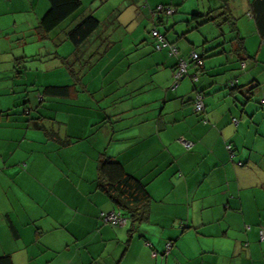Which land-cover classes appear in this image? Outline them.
<instances>
[{"label": "crops", "instance_id": "1", "mask_svg": "<svg viewBox=\"0 0 264 264\" xmlns=\"http://www.w3.org/2000/svg\"><path fill=\"white\" fill-rule=\"evenodd\" d=\"M98 1L111 3H91ZM125 1H136L137 13L150 18L158 5H173L175 23L188 24L175 37L167 34L181 56L202 54L221 35L224 52L205 58L198 83L187 77L173 88L177 57L158 51L151 32L136 40L140 22L129 30L120 18L128 6L119 16L96 14L101 25L83 47L80 74L83 103L90 96L98 103L97 123L78 128L59 118L70 111L61 108L68 98L45 95L35 104L47 86L70 85L59 50L68 34L40 28L48 0H0V257L14 264H264V119L239 90L257 80L253 93L264 101V37L253 0H208L203 14L228 1L238 28L229 40L211 32L214 22L193 29L186 0ZM88 12L92 6L75 21ZM3 19L10 22L2 26ZM236 36L250 57L238 55ZM22 78L34 89L25 93ZM195 87L205 93L202 113L194 109ZM28 99L37 112H25ZM37 117L72 142L62 145L35 128ZM103 153L146 184L151 199L143 219L134 221L100 188ZM111 211L127 223L103 222L101 214Z\"/></svg>", "mask_w": 264, "mask_h": 264}, {"label": "trees", "instance_id": "2", "mask_svg": "<svg viewBox=\"0 0 264 264\" xmlns=\"http://www.w3.org/2000/svg\"><path fill=\"white\" fill-rule=\"evenodd\" d=\"M49 2V9L44 14V16L40 20V28L43 33H49L56 29L61 23L66 21L69 18H76L79 13V11L82 8V0H48ZM219 9L210 10L208 13L203 14L202 12H194L191 15V19L196 22V24L199 23V25L206 24L208 22H214L222 27L224 23H229L233 27V31L237 30V23L236 18L232 15L231 9L229 8L228 1L224 2ZM159 7H163V9L168 8H174L176 12V8L173 5L168 4H160L158 5L154 11L153 16L156 19V22L154 24L153 30H158L161 36L164 38V42H160L155 36H153L151 31V35L155 40V48L159 50L167 49V52L170 56H176L177 57V64L174 67V85L173 88H177L179 83L186 79L187 77L191 78L194 84L198 83L202 73L204 71V60L206 57H211L216 54L221 53V50L223 49V46L226 44V39L217 40L214 41L215 44L212 46L207 47V49H204L202 54L196 52L199 56L200 63L196 59L193 58L192 53L188 58L185 56H181L179 54V47L177 46L176 41H171L167 35V33H163L159 30L158 24H164L165 19H167L169 16H173V14H167L165 11H160ZM250 10L252 13V16L256 22V25L258 29L260 30L262 36L264 37V0H253L250 4ZM101 21L94 15L89 14L82 18L79 22H77L72 29H70L68 34V39L70 42L75 46L76 52H74V57H72L74 62L71 61V59L68 61V57H64L62 59L63 64L68 69L72 77L76 80H80L79 76L81 75L76 69L75 66L77 64L81 63V58L83 57V53L81 52V47L88 42V40L91 38V36L94 34V32L100 27ZM199 27V26H198ZM198 27H194L197 29ZM193 28V29H194ZM191 29V28H190ZM222 36V35H221ZM233 41L237 42V53L239 56H243V54L246 53L245 48L243 44L241 43L243 39L240 36H236ZM166 44V45H164ZM207 44V43H206ZM160 45V47H159ZM205 43H203V46ZM245 51V53H243ZM219 52V53H218ZM224 52V49H223ZM249 56V55H247ZM247 56H243L245 59ZM250 57V56H249ZM243 58V59H244ZM181 61H185L187 64V72L180 78L176 79L175 75L180 67ZM90 60H86L83 65L89 64ZM194 66L196 68L194 73H190V67ZM234 85H229L230 88L236 89L238 87V81ZM259 81L253 80L249 84L242 86L239 88V90H242L248 98L249 96L258 88ZM75 87V86H74ZM72 85H63V86H47L44 90V93H40V97L38 95V100L41 104L43 98H45V95H51V96H59L63 98H70L72 94V89L74 88ZM196 97L194 99V109H195V103L197 101V95H202L203 100L205 97L204 90L199 89L198 87H195ZM264 102V101H263ZM30 100L25 101V112H28V114L31 113L32 110L35 111V107L30 106ZM205 110V109H204ZM196 112V113H202L204 112ZM33 126L38 129H43L47 132V134L51 137L58 138L60 144L62 145H68L72 141L71 139H62L59 137V134H57L56 131L48 129L43 122H41V118H32ZM244 162H242V165ZM98 182L100 188L105 191L113 203L117 205L120 208H123L124 210H127V212L131 215L132 219L134 221L141 220L145 217L147 213V207L148 202L151 199V195L146 187V184L143 183L139 178L136 176L130 174L124 167V165L114 159L113 157L108 156L107 154H102L101 158L99 160V176H98ZM262 232V231H261ZM0 264H14L11 256L4 255L0 257Z\"/></svg>", "mask_w": 264, "mask_h": 264}, {"label": "rangeland", "instance_id": "3", "mask_svg": "<svg viewBox=\"0 0 264 264\" xmlns=\"http://www.w3.org/2000/svg\"><path fill=\"white\" fill-rule=\"evenodd\" d=\"M93 0H86L84 5L82 6L81 10L79 11L78 14H76L77 16L81 14V12H85V10L87 9V11L90 9V7L92 6V12H88L86 13L88 14H92L94 13L95 16L96 14H98L99 16H104V12H115L116 16H119L120 11H124L125 8L126 10L124 11V13L121 14L120 18H122L123 20L127 21L128 25H131L130 29L136 28V26L139 24L140 22V26L137 27L139 29L138 33H135L136 36V40L138 42H142L139 41V38H142L141 36L144 35H149V33L152 31L153 26L156 22L155 18H150V17H146V11H144V15L143 13L138 14L137 13V3L136 1H134L133 3H128V1L124 0H110L111 3H109L106 6H99L101 1L95 2V3H91ZM97 1V0H96ZM144 2L146 0H143ZM152 1V0H149ZM155 2L158 1H162V0H154ZM183 4L180 5V8L182 9ZM209 4H208V0H186L185 2V6L184 9H186V11H188L189 16L191 17V15L194 12L197 11H201V12H207L209 9ZM151 13V12H150ZM185 13V12H184ZM187 13V12H186ZM148 15V14H147ZM179 13L176 14V16H178ZM81 16V15H80ZM138 16V19H137ZM175 16V15H174ZM75 19L77 18H69L66 21H64L63 23H61L52 33H67L70 29L73 28L74 24H76L79 21H75ZM155 19V20H154ZM131 20H134L132 22H130ZM9 19H3L1 22V25L4 26L7 23H9ZM176 24V25H175ZM175 25V29L173 30L171 28V26ZM186 25V26H185ZM127 26V25H126ZM185 26V28H184ZM196 26V23H193L192 28H194ZM188 27V24L186 22V20L184 22H180V23H175V21L173 20V16H169L167 19H165V23L164 24H158V28L161 32L163 33H172V35L175 37L176 34L178 33H182V29H186ZM210 27H212L211 32L215 33L216 35H220L221 33H226V37L228 38V40L231 38V36L234 35L235 32H232V26L230 24H224L221 28L218 27L216 24L214 23H210ZM207 26L203 27V30L206 31ZM142 32V33H140ZM178 32V33H177ZM118 34V33H116ZM151 35V33H150ZM215 35V36H216ZM95 36H92L86 46H82L81 49L83 52V47H88L91 43H93ZM117 37V36H116ZM218 39H221V41L224 39V35L220 36ZM130 41V39H128L126 41V43H128ZM146 43H143L141 45H144ZM139 44V46H141ZM61 52L64 54V56L66 57H70L71 61H75L72 59L75 58L74 52H76V48L75 46L70 42V40H68L67 42L63 43L60 47ZM200 48V47H199ZM132 54H129V56H132ZM89 57V56H88ZM89 59V58H88ZM30 62L28 63V65H32V58L29 59ZM80 66V67H79ZM76 70H78V72H81V63L79 65L75 66ZM32 74H29L27 76H32ZM26 76V75H25ZM69 79V84L72 85V87L75 86L76 92L74 93V95H72L73 97L68 98L65 103L63 104V106L61 107L62 110H70V111H66V112H61L59 113V118L60 120H62V122L64 123V125L68 126V122L69 119L71 120V125L70 127H73V125L75 127L81 128V126H83L84 124H86L87 126L92 127L94 124L97 123V112L98 110H96L97 107H94L98 105L97 101H95V99L93 98V96L91 97V100L89 102H87L86 104L83 103V98L82 96H85V92H83V88L81 86V75L79 76L80 80H76L74 79V77H72V75L70 76ZM97 75L95 74L94 76H90L91 80H93L94 78H96ZM5 78V76H3V79ZM89 77L87 79H90ZM22 90L27 93L28 90H33L34 85H32V83L27 82L25 80V78H22ZM94 82V80L92 81V83ZM98 83V82H96ZM28 85H30L28 87ZM34 93V92H33ZM23 95V94H22ZM243 100H244V104H247V106H252L250 108L253 109L254 107L258 109V112L256 114V118L257 119H264V102L263 99L260 96H257V94L252 93L248 98V96H243ZM39 100L37 97V101L35 102V104H38ZM35 111L37 112V109H35ZM260 112V114L258 115V113ZM40 114V113H39ZM52 118H55V114L51 115ZM68 121V122H67ZM264 122V121H263ZM262 122V123H263Z\"/></svg>", "mask_w": 264, "mask_h": 264}, {"label": "built area", "instance_id": "4", "mask_svg": "<svg viewBox=\"0 0 264 264\" xmlns=\"http://www.w3.org/2000/svg\"><path fill=\"white\" fill-rule=\"evenodd\" d=\"M160 11H165L167 14H173L175 12L174 8H168V9H163V7H159ZM153 36H155L160 42H164V38L161 36L158 30H153L152 32ZM166 45V44H164ZM160 47V45H159ZM192 56L194 59L200 63L199 56L196 52L192 53ZM185 72H187V64L185 61H181L180 67L178 71L176 72V79H180ZM205 109L204 105V100L202 95H197V101L195 103V111L196 112H201ZM185 145L187 148H190L192 146V143L185 142ZM228 149L231 153H233V146L230 144L228 145ZM239 165H242V162H239ZM101 218L103 222L108 223V224H113L117 226H123L127 223V218L121 213V212H116V211H111V212H103L101 214ZM261 237L264 239V231L261 232ZM170 244L168 245V248H170ZM155 254V253H154Z\"/></svg>", "mask_w": 264, "mask_h": 264}]
</instances>
